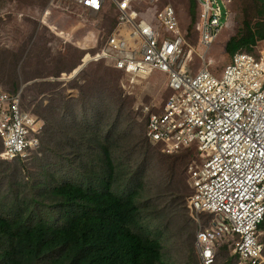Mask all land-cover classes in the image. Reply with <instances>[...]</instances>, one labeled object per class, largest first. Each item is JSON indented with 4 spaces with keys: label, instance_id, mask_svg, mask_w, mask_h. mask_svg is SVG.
<instances>
[{
    "label": "rangeland",
    "instance_id": "obj_1",
    "mask_svg": "<svg viewBox=\"0 0 264 264\" xmlns=\"http://www.w3.org/2000/svg\"><path fill=\"white\" fill-rule=\"evenodd\" d=\"M188 1L140 0L133 10L149 16L171 6L193 46L191 31L199 9L193 7L194 15L189 14ZM228 1V25L206 59L189 57L193 71L206 68L218 75L231 61L224 47L241 35L243 22L251 27L263 22L260 1ZM116 19L113 8L92 15L68 0H0V88L19 91L21 109L42 127L38 150L26 161L0 159V195L33 198L48 183L47 176L57 184L72 182L93 159L95 145L109 147L126 181L141 187L140 222L150 232H161L163 264H200L195 234L208 228L213 216L191 208L187 169L199 162L196 154L166 156L145 139L149 116L160 113L169 96L166 79L152 74L130 83L127 76L90 61ZM257 43L264 48V41ZM85 57L89 60L82 63ZM260 239L264 244V231ZM229 243H220L215 264H239L229 248L221 250Z\"/></svg>",
    "mask_w": 264,
    "mask_h": 264
},
{
    "label": "built area",
    "instance_id": "obj_2",
    "mask_svg": "<svg viewBox=\"0 0 264 264\" xmlns=\"http://www.w3.org/2000/svg\"><path fill=\"white\" fill-rule=\"evenodd\" d=\"M92 15L113 8L116 26L92 62L128 77L166 79L169 96L149 116L145 138L166 156L193 151L187 169L191 208L213 216L195 234L200 264H215L221 242L239 264H264V48L236 52L218 75L193 71L189 57L206 59L230 20L228 0H190L199 9L195 43L180 29L171 6L149 16L133 10L140 0H68ZM41 124L21 109V93L0 88V159L26 161L39 147Z\"/></svg>",
    "mask_w": 264,
    "mask_h": 264
},
{
    "label": "trees",
    "instance_id": "obj_3",
    "mask_svg": "<svg viewBox=\"0 0 264 264\" xmlns=\"http://www.w3.org/2000/svg\"><path fill=\"white\" fill-rule=\"evenodd\" d=\"M255 1L261 2L264 19V0ZM188 3L193 16L196 5ZM261 41L264 20L254 27L244 21L225 54L251 53ZM92 156L72 182L57 184L47 176L33 198L0 195V264H163L161 232L140 222V185L126 181L109 147L95 145ZM259 228L264 231V224Z\"/></svg>",
    "mask_w": 264,
    "mask_h": 264
},
{
    "label": "bare ground",
    "instance_id": "obj_4",
    "mask_svg": "<svg viewBox=\"0 0 264 264\" xmlns=\"http://www.w3.org/2000/svg\"><path fill=\"white\" fill-rule=\"evenodd\" d=\"M88 60H89L88 57H85V58L83 59L82 63H85V62H87ZM79 69H80V68H78V69H76L75 71H73L74 74H76V73L79 71Z\"/></svg>",
    "mask_w": 264,
    "mask_h": 264
},
{
    "label": "crops",
    "instance_id": "obj_5",
    "mask_svg": "<svg viewBox=\"0 0 264 264\" xmlns=\"http://www.w3.org/2000/svg\"><path fill=\"white\" fill-rule=\"evenodd\" d=\"M114 28H115V27H114ZM208 54H209V53H208ZM225 67H226V66H225ZM225 67H224V68H225ZM224 68H223V69H224ZM223 69H222V70H223ZM222 70H221V71H222ZM151 75H152V74H151ZM157 75H158V74H157ZM149 76H150V75H149Z\"/></svg>",
    "mask_w": 264,
    "mask_h": 264
},
{
    "label": "clouds",
    "instance_id": "obj_6",
    "mask_svg": "<svg viewBox=\"0 0 264 264\" xmlns=\"http://www.w3.org/2000/svg\"><path fill=\"white\" fill-rule=\"evenodd\" d=\"M190 1V0H189ZM193 2V1H192ZM256 44H258V43H256ZM117 73V72H116ZM146 139V138H145ZM151 145V144H150Z\"/></svg>",
    "mask_w": 264,
    "mask_h": 264
}]
</instances>
